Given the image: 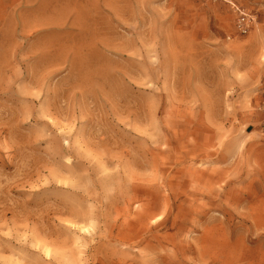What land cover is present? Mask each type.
Returning <instances> with one entry per match:
<instances>
[{"label":"rangeland","instance_id":"obj_1","mask_svg":"<svg viewBox=\"0 0 264 264\" xmlns=\"http://www.w3.org/2000/svg\"><path fill=\"white\" fill-rule=\"evenodd\" d=\"M233 1L0 0V264H264Z\"/></svg>","mask_w":264,"mask_h":264},{"label":"built area","instance_id":"obj_2","mask_svg":"<svg viewBox=\"0 0 264 264\" xmlns=\"http://www.w3.org/2000/svg\"><path fill=\"white\" fill-rule=\"evenodd\" d=\"M214 1H220L222 3L229 5L232 13L235 15L234 28L239 36H245L250 32L253 24L252 14L244 10L233 0H214ZM260 109L264 113V96L260 104Z\"/></svg>","mask_w":264,"mask_h":264},{"label":"crops","instance_id":"obj_3","mask_svg":"<svg viewBox=\"0 0 264 264\" xmlns=\"http://www.w3.org/2000/svg\"><path fill=\"white\" fill-rule=\"evenodd\" d=\"M257 14V26L252 32L256 38L264 39V0H238ZM264 126V125H263Z\"/></svg>","mask_w":264,"mask_h":264}]
</instances>
